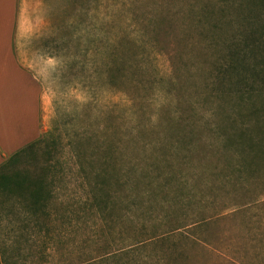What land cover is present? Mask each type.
<instances>
[{"label": "rangeland", "instance_id": "obj_1", "mask_svg": "<svg viewBox=\"0 0 264 264\" xmlns=\"http://www.w3.org/2000/svg\"><path fill=\"white\" fill-rule=\"evenodd\" d=\"M18 7L20 54L42 85V133L17 167L52 198L36 220L0 193V264H264V72L241 83L250 95L223 78L232 43L264 42V9L245 13L241 0ZM262 58L264 45L248 59ZM103 165L109 179L94 205L88 181ZM136 234L164 239L132 255Z\"/></svg>", "mask_w": 264, "mask_h": 264}, {"label": "crops", "instance_id": "obj_2", "mask_svg": "<svg viewBox=\"0 0 264 264\" xmlns=\"http://www.w3.org/2000/svg\"><path fill=\"white\" fill-rule=\"evenodd\" d=\"M18 5L0 0V166L42 133V85L20 54Z\"/></svg>", "mask_w": 264, "mask_h": 264}, {"label": "trees", "instance_id": "obj_3", "mask_svg": "<svg viewBox=\"0 0 264 264\" xmlns=\"http://www.w3.org/2000/svg\"><path fill=\"white\" fill-rule=\"evenodd\" d=\"M241 2L248 6V10H244L245 13H252V8L254 6L264 9V0H241ZM241 6L244 5L241 4ZM262 29L264 30V24L262 25ZM252 33L254 32L252 31ZM250 40L251 38L248 36L244 39L243 47H239V44L237 43H232L228 49L226 55L227 58L224 61L223 78L229 83L228 86H233V88L230 89L231 92L237 93L239 91H243V93L250 95L253 88L245 89L241 86V83L244 82L246 84V80H248L250 76L252 79L257 75L262 76V72H264V58L258 62L253 61L252 64L249 63L250 61L248 59L251 54H255V52L260 51L264 42L259 45L254 41L250 42ZM261 79L264 83V78L261 77ZM248 84L250 83H247V85ZM36 142L37 141H34L15 152L6 160L4 164L0 166V193L5 194L6 196H14L25 202L28 212H30L36 220H39L38 217H40L41 214H44L45 216L50 215V212L45 206L47 205L49 199L52 198L51 193L48 194L45 191L47 186L41 177H32V172H29V169L20 170L19 167H17L21 157L32 151ZM107 168V165H103L101 171L95 174V181H88L89 186H91L92 189L88 200L94 205L100 204V197L96 194L97 188L103 189V187L107 185L109 179V176H107ZM99 192L100 190L98 193ZM37 226H39L40 229L42 227L39 223H37ZM138 235L139 234L133 236V238H136V245L127 248L128 252L132 255H136L140 250H146L150 246H155L159 240L164 239V236L157 234H150L148 237L142 236V238H139ZM165 235V239L168 238L169 234ZM131 261L132 260H130L129 264H131ZM137 261L138 260H135L136 264ZM5 264L9 263L6 261Z\"/></svg>", "mask_w": 264, "mask_h": 264}]
</instances>
